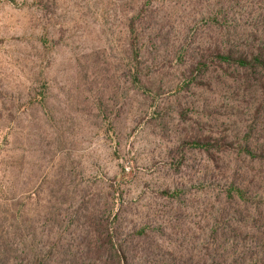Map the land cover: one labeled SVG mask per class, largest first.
Wrapping results in <instances>:
<instances>
[{
    "label": "rangeland",
    "instance_id": "374dc122",
    "mask_svg": "<svg viewBox=\"0 0 264 264\" xmlns=\"http://www.w3.org/2000/svg\"><path fill=\"white\" fill-rule=\"evenodd\" d=\"M223 2L231 43L254 32L236 0H0V264L36 242L80 254L87 213L127 231L151 209L178 217L152 249L203 264L223 168L252 167L223 139L264 144V98L201 61L223 45Z\"/></svg>",
    "mask_w": 264,
    "mask_h": 264
},
{
    "label": "trees",
    "instance_id": "16d2710c",
    "mask_svg": "<svg viewBox=\"0 0 264 264\" xmlns=\"http://www.w3.org/2000/svg\"><path fill=\"white\" fill-rule=\"evenodd\" d=\"M235 3L238 12L233 15L251 19L249 26L254 32L244 29L236 42L231 43L232 35L227 33L232 28L229 15L234 6L223 2V29L227 35L223 37V45L210 49L201 61L206 68L223 69L224 75L235 73L245 90L264 98V2L236 0ZM201 61H197L196 66ZM245 142L242 145L223 139V154L244 155L252 167L246 170L237 164L234 168H223V208L213 217L215 223L209 226L208 235L203 239V250L207 253L203 264H264V171L254 168L257 164L264 165V144L252 146L249 140ZM193 145L207 152L213 149L204 141H194ZM161 196L184 201L178 190L163 192ZM148 213L141 218L139 226L127 231L116 225L119 213L115 210L108 215L87 213L85 221L90 232L86 231L88 240L76 245L77 253L82 251L80 254L63 259L58 243L36 242L29 260L21 264H180L176 256L161 255L156 252L158 246L152 249L153 244L148 243L152 237L164 236L168 230L166 221L178 217L170 210L151 209ZM131 237L145 240L135 244L127 240Z\"/></svg>",
    "mask_w": 264,
    "mask_h": 264
}]
</instances>
